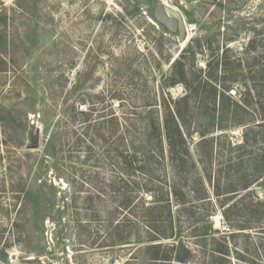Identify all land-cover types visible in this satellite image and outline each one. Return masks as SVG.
Listing matches in <instances>:
<instances>
[{
    "label": "rangeland",
    "instance_id": "rangeland-1",
    "mask_svg": "<svg viewBox=\"0 0 264 264\" xmlns=\"http://www.w3.org/2000/svg\"><path fill=\"white\" fill-rule=\"evenodd\" d=\"M190 40L194 50L202 45L197 68L219 62L221 76L225 62L231 67L243 59L234 98L250 84L255 100H264V74L252 72L254 63L264 67V0H0L7 58L0 64V264H150L152 255L174 258L187 246L195 251L188 264H201L204 251L193 230L209 205L194 200L182 213L174 206L184 246L157 236L170 233L173 168L165 137L163 156L144 172L130 178L125 170L127 131L140 145L146 146L145 135L158 139L147 122L162 120L169 60ZM252 41L258 48L251 52ZM183 92L181 85L170 89L173 97ZM209 136L217 140L214 169L230 168L228 158L245 151L236 147L245 140L244 127ZM263 137L255 129L247 151H261ZM254 186V199H264L260 184ZM124 188L136 197L133 211L124 208ZM154 193L164 201L148 211ZM216 209L215 227L231 232ZM249 232L251 238L240 234L231 241L235 264H251L244 249L257 231ZM149 233L158 239L149 241ZM127 234L129 244L121 241ZM150 243L162 247L149 251Z\"/></svg>",
    "mask_w": 264,
    "mask_h": 264
},
{
    "label": "trees",
    "instance_id": "trees-1",
    "mask_svg": "<svg viewBox=\"0 0 264 264\" xmlns=\"http://www.w3.org/2000/svg\"><path fill=\"white\" fill-rule=\"evenodd\" d=\"M192 42L190 40L172 62L169 60V71L161 83L162 120L158 119L157 123L147 122L148 133L154 134L157 131L158 139H156L157 134L156 137L145 135L146 146L140 145L137 142L138 138L131 131H127L126 174L130 178L136 176L144 172L143 170L147 169L153 160L163 156L164 136L173 168V181L166 205L169 212L170 233L162 232L163 234L158 233L157 236L159 238L174 237L182 243L183 236L174 226V206H178L180 208L178 212L182 213L184 210H191L194 202L198 201L200 204L210 206V209L207 208L205 218L193 230L194 235L199 239V246L204 251L201 264H235L233 251L236 249L231 248V241L240 234L251 238L252 233L249 230L257 231V238L251 243V247L244 249L249 252L247 262L264 264V199L255 200L253 197L256 194L255 184H260L264 191V147H262L263 150L255 152L246 149L250 144V134L255 129L264 133V100H255L250 84L245 85L247 92L245 90L244 93H240L241 98H234L231 91L235 88L233 83L243 76L242 72L245 70L243 59H236L238 61H234L235 65L231 64V67L225 62L224 74L220 76L219 62L215 67L211 65L207 67L208 70L196 67L195 58L197 53L201 52L202 45L199 44L200 48L194 50ZM251 43L247 46L248 51L257 50L255 41ZM261 48L259 52L264 53V45ZM4 54L0 45V64H7ZM1 65L0 70H2ZM252 72L264 74L263 65L254 63ZM252 77L255 79L253 75ZM259 79H264V75ZM179 85L183 87L184 92L178 97H173L170 89ZM1 120L0 117V122ZM238 126L244 127L245 140L236 147L245 148V151L228 158L230 168L214 169L217 140L209 134L216 130L223 131ZM3 132L6 135L7 131ZM196 133L199 134V139H194ZM154 138L156 142L153 141ZM258 140V138L254 139L255 142ZM232 146L231 142L229 147L233 149ZM144 148L145 150L148 148L147 155H144ZM198 169L201 170L202 175ZM190 176L192 185L189 184ZM145 186L144 188H147L148 185L145 184ZM120 193L124 197V208L133 211L136 197L125 188ZM171 193L174 197L173 201L170 198ZM89 197L91 196H86L88 200ZM153 198L155 200L152 205H145L148 211L156 209L164 201V197H159L155 193ZM189 198L192 200L187 201ZM216 206L222 209L231 232L223 233L221 229L215 227L211 217L217 212ZM158 237L149 233L148 240L154 242ZM131 240L130 234L121 238L125 244L131 243ZM177 245L174 242L172 247ZM182 245L184 246V242ZM161 247L162 243H150L146 249L150 251ZM194 252L187 246L182 254H177L174 258L168 254H156L148 260L150 264H172L174 261L176 262L174 264H188L194 261ZM237 255L238 258H243L239 257L241 255L238 251Z\"/></svg>",
    "mask_w": 264,
    "mask_h": 264
},
{
    "label": "water",
    "instance_id": "water-1",
    "mask_svg": "<svg viewBox=\"0 0 264 264\" xmlns=\"http://www.w3.org/2000/svg\"><path fill=\"white\" fill-rule=\"evenodd\" d=\"M170 12L172 13L173 11L172 10H170ZM180 33H181V35H180V39L182 40V41H184V42H186V40H187V36H186V34H187V30H186V27L183 25V24H181V26H180Z\"/></svg>",
    "mask_w": 264,
    "mask_h": 264
}]
</instances>
